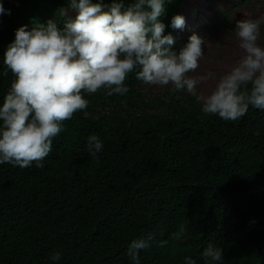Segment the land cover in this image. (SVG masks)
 Here are the masks:
<instances>
[{
  "label": "trees",
  "instance_id": "obj_1",
  "mask_svg": "<svg viewBox=\"0 0 264 264\" xmlns=\"http://www.w3.org/2000/svg\"><path fill=\"white\" fill-rule=\"evenodd\" d=\"M183 2L165 0L163 34L173 35ZM3 3L0 68L17 27L62 24L69 0ZM11 79L0 76V99ZM140 82L130 73L125 94H86L42 167L0 164V264H132L126 243L147 233L141 264H182L209 243L222 247V264H264V109L226 121L190 96L149 112L135 98ZM125 101L133 111H122ZM89 134L103 142L95 157Z\"/></svg>",
  "mask_w": 264,
  "mask_h": 264
},
{
  "label": "clouds",
  "instance_id": "obj_2",
  "mask_svg": "<svg viewBox=\"0 0 264 264\" xmlns=\"http://www.w3.org/2000/svg\"><path fill=\"white\" fill-rule=\"evenodd\" d=\"M0 0V14L10 12ZM165 0H69L57 19L29 28L21 24L3 55L0 76L12 74L0 99V164L26 168L43 166L53 137L62 122L86 109V94L105 90L106 95L125 94L126 77L134 73L145 84L172 85L200 103L201 112L226 121L242 118L250 106L264 109V16L236 20L232 29L242 54L227 71L197 73L207 38L193 32L188 41L173 49L174 36L163 34L159 17ZM185 25L183 14L171 18V27ZM214 80L208 91L197 86ZM86 149L95 157L103 142L89 134ZM177 237L179 233L175 234ZM153 234L136 236L126 243L132 264H141L140 251L148 248ZM160 243H166L161 241ZM61 252H53L57 261ZM223 249L209 243L199 257L186 254L182 264H222Z\"/></svg>",
  "mask_w": 264,
  "mask_h": 264
},
{
  "label": "rangeland",
  "instance_id": "obj_3",
  "mask_svg": "<svg viewBox=\"0 0 264 264\" xmlns=\"http://www.w3.org/2000/svg\"><path fill=\"white\" fill-rule=\"evenodd\" d=\"M180 14L185 17V25L173 33L174 49L179 50L193 32L203 35L207 38L203 48L205 54L201 57L196 72L212 70L219 74L234 65L242 54V49L238 46V38L232 31L236 20L245 16L250 18L264 16V0H184ZM261 43H264V38L261 39ZM214 83V80H209L197 87L206 92ZM137 88L140 94L135 98L142 103V106H146L149 112L171 111L175 99L186 101L192 96L186 92L173 91V86L170 84L161 86L145 84L141 81ZM122 111L131 112L133 109L125 101L122 104Z\"/></svg>",
  "mask_w": 264,
  "mask_h": 264
}]
</instances>
